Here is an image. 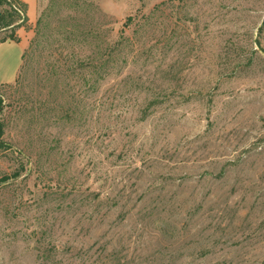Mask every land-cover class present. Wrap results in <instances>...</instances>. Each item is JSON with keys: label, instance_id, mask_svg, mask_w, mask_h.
I'll use <instances>...</instances> for the list:
<instances>
[{"label": "rangeland", "instance_id": "rangeland-1", "mask_svg": "<svg viewBox=\"0 0 264 264\" xmlns=\"http://www.w3.org/2000/svg\"><path fill=\"white\" fill-rule=\"evenodd\" d=\"M17 1L0 264H264V0Z\"/></svg>", "mask_w": 264, "mask_h": 264}, {"label": "trees", "instance_id": "trees-1", "mask_svg": "<svg viewBox=\"0 0 264 264\" xmlns=\"http://www.w3.org/2000/svg\"><path fill=\"white\" fill-rule=\"evenodd\" d=\"M4 5H8V0H0V6H4ZM15 15L20 17V11L13 10L11 12H7L5 14L0 15V30L8 29V28L12 27V25H14V24L17 25L18 22L14 21L15 20V18H14ZM129 21H131V19H129ZM19 25L20 24H18L17 26H19ZM9 40L17 42V40H16V38H15V36L13 34L9 39H3L1 41V44H5ZM2 106H3V100L0 97V110H1ZM4 137H5L4 127H3L2 123L0 122V149H7V147H8V145L5 143Z\"/></svg>", "mask_w": 264, "mask_h": 264}, {"label": "crops", "instance_id": "crops-1", "mask_svg": "<svg viewBox=\"0 0 264 264\" xmlns=\"http://www.w3.org/2000/svg\"><path fill=\"white\" fill-rule=\"evenodd\" d=\"M12 43V42H11ZM6 44V43H5ZM2 45H4V44H2ZM2 45L0 46V47H2Z\"/></svg>", "mask_w": 264, "mask_h": 264}]
</instances>
